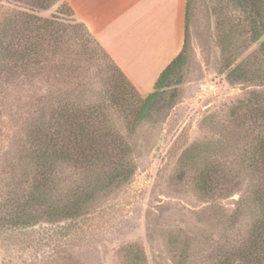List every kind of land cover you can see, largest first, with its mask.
<instances>
[{
  "label": "rangeland",
  "instance_id": "1",
  "mask_svg": "<svg viewBox=\"0 0 264 264\" xmlns=\"http://www.w3.org/2000/svg\"><path fill=\"white\" fill-rule=\"evenodd\" d=\"M30 2L0 0V19L18 11L33 14ZM193 4L185 61L149 117L135 126L134 175L98 194L77 219L0 227V264H177L190 240L194 243L190 264H206L216 248L248 239L251 216L229 219L248 183L232 196L211 200L196 192L191 165L180 163L185 149L209 143L224 160H236L245 136L241 139L234 132L232 109L253 89L230 83L222 72L212 13L216 1L193 0ZM35 14L52 21L59 34L48 36L47 56L37 65L4 72L0 67V195L4 196L13 184L24 189L18 162L36 127L50 119L63 99L103 105L116 82L129 88L130 102L137 105L151 93H141L128 80L64 0ZM111 114L125 133L129 120L115 116L113 110ZM60 177L65 190L80 179L74 170Z\"/></svg>",
  "mask_w": 264,
  "mask_h": 264
},
{
  "label": "trees",
  "instance_id": "2",
  "mask_svg": "<svg viewBox=\"0 0 264 264\" xmlns=\"http://www.w3.org/2000/svg\"><path fill=\"white\" fill-rule=\"evenodd\" d=\"M11 1L18 4L27 0ZM53 1L32 0L33 14L18 11L4 20L1 18L3 21L0 19L2 72L35 66L39 58L47 56L46 48L51 43L48 36L59 34V30L54 33L53 22L35 12L47 9ZM215 1L212 13L216 17L222 72L230 83L253 88L237 102L231 115L234 132L241 134V139L245 136V142L239 146L236 160H224L214 151V144L209 143L185 149L180 163L186 161V165H191L196 172L193 180L196 192L211 200L232 196L248 183L246 194L240 197L229 219L251 216L250 236L240 244L216 248V254L206 264H264V0ZM193 5V0H187L182 52L163 70L154 92L140 100L139 105L130 102L129 88L116 82L110 100H102L103 105L81 106L65 98L49 120L40 122L30 136L26 155L18 162L20 187L24 189L17 190L13 184L8 195H0L1 228L77 219L85 215V207L98 194L131 179L137 169L131 142L135 126L138 120L142 122L149 117L162 90L185 61ZM112 110L118 113L115 116L124 115L129 120L125 133L115 125ZM223 144L217 143L220 147ZM67 170H74L80 179L65 190L60 176ZM189 242L177 264H190L189 249L194 243ZM137 257L141 260L143 255Z\"/></svg>",
  "mask_w": 264,
  "mask_h": 264
},
{
  "label": "crops",
  "instance_id": "3",
  "mask_svg": "<svg viewBox=\"0 0 264 264\" xmlns=\"http://www.w3.org/2000/svg\"><path fill=\"white\" fill-rule=\"evenodd\" d=\"M141 93L182 52L187 0H64Z\"/></svg>",
  "mask_w": 264,
  "mask_h": 264
}]
</instances>
